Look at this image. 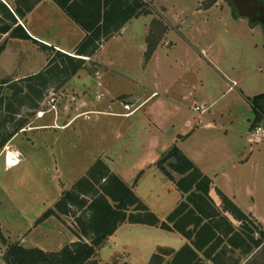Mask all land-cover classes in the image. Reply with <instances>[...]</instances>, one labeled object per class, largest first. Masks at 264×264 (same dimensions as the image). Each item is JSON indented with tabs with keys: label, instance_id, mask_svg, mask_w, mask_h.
I'll return each instance as SVG.
<instances>
[{
	"label": "crops",
	"instance_id": "crops-1",
	"mask_svg": "<svg viewBox=\"0 0 264 264\" xmlns=\"http://www.w3.org/2000/svg\"><path fill=\"white\" fill-rule=\"evenodd\" d=\"M1 1L18 20L11 29L21 25L29 35L19 37L12 36L11 32H0V47H3L0 51V68L14 79L44 71L53 58L50 53L52 49L75 55L87 35L55 0H38L22 17L16 13V9L20 7L25 10L23 0ZM193 1L194 7L167 6L153 0L162 18L156 12L131 18L119 31L104 39L92 55L102 65L95 72L96 75L81 68L68 80L69 90L75 89L83 94L79 100V109L83 113L75 114L60 130L56 128L61 133L42 131L53 125L37 128L40 131L33 134V142L28 144L49 159L57 182L60 183V175L66 183L65 188L61 186L60 197L58 191L51 203L44 202V211L22 232H29L33 242L29 247L44 251H58L63 247L50 248L37 242L41 234L47 233L53 217H57L53 213L49 216L45 214L53 211L54 203L60 200L69 186L88 177L98 160L118 175L150 210H154V206L141 194L145 183L153 189H157L160 183L165 189L176 188L179 193L175 202L162 213L157 209L154 211L158 213L153 211L161 216L158 217L161 222L167 221L168 216L185 199L175 181L158 164L174 146L212 179L211 196L221 190L264 231V118L257 121L252 105V99L264 93V21L241 15L238 10V13H234L230 7L218 5V2L204 5L203 2L207 0ZM154 18H159L165 28L147 58ZM222 22L237 23L243 32L247 31L248 53L252 56L250 58L258 53L259 73L257 70L255 72L254 63L252 67L254 59L249 60V56L244 61L245 68L236 63H226L221 46L216 42L214 29ZM256 33L259 34V42L254 40ZM219 80L225 85L223 92L203 102L194 99L188 107L186 120L176 126L167 117L171 109L184 110L185 103L205 86L210 88L213 85V90L210 88L209 91L214 92ZM89 87L91 89L86 93ZM226 92H237L241 101L233 99L221 110L211 111ZM121 94H126L129 101H118ZM122 102L133 103V107L139 108L125 115L128 110ZM197 105L204 111H195L193 108ZM223 115L227 116L225 120L222 119ZM80 119L84 120L89 132L77 131L75 124ZM258 124L262 130L256 133ZM99 126L102 131L97 138ZM90 131H93L92 138H88ZM106 139L102 146L99 145ZM87 142L91 145L87 146ZM22 153L21 161L15 166L5 165L6 157L4 168H15L26 162L27 149L24 148ZM124 158L131 159L129 166L123 165ZM181 177L180 174L175 179ZM0 227L1 233L8 234L4 232L2 224ZM135 229L144 234L164 231L183 238L178 246L154 241L147 250H141L130 240ZM63 236L67 238L66 244L77 241L68 233ZM75 236L79 237L77 234ZM189 242L177 230L125 222L98 246V251L108 262H112L115 256L124 255L126 264H148L155 253L169 250L165 252L174 254Z\"/></svg>",
	"mask_w": 264,
	"mask_h": 264
},
{
	"label": "rangeland",
	"instance_id": "rangeland-1",
	"mask_svg": "<svg viewBox=\"0 0 264 264\" xmlns=\"http://www.w3.org/2000/svg\"><path fill=\"white\" fill-rule=\"evenodd\" d=\"M129 1L132 2L133 0ZM143 2L145 4V14H154L156 12V14L162 18L160 10L153 5V0H143ZM156 2L167 4V6L175 4L177 6L185 5L194 7L195 5L193 0H156ZM215 2H218V5L230 7L234 13H238L233 0H207L203 2V4L209 5ZM5 17V9L0 4V26L3 25L2 21L9 22L5 20ZM158 19L159 18H154L151 25L149 40H151L150 45L152 46L165 28L164 24H162L163 22ZM157 21L159 22L157 23ZM214 29L216 31V42L221 46L227 64L228 62L232 64L236 63L239 67L241 65L245 68L244 61L246 57L249 56V60L252 61L254 59L251 65L254 63V66H256L255 72L257 70L259 73L258 53H255L253 58H250L252 56L248 53L250 46L249 39L247 38L248 34L246 30L243 32L241 25L222 22V24L217 25ZM254 40L259 42V34H254ZM50 53L53 55L52 62L39 76L20 78V80L14 79L0 68V81H10L8 84H4L0 87V226L2 224L4 232L8 233L3 234V232H0V264H9L5 258L9 255L8 251L14 245L20 244L25 248H31L29 246L32 245L33 242L30 239L29 232H22L25 231L27 226L36 221L41 211H44V202H47V204L51 203L57 196L58 191V198L60 197L62 191L61 186L63 185L65 188L66 184L59 175L60 173H58L60 183L57 182L56 172L51 168L48 162L49 159L41 153H37L35 148L33 149L28 145L33 142V134L40 131L37 130V128L53 125L52 128L42 129V131L55 130L57 132L58 129L60 130L62 126H64L63 124L66 122L68 123L75 114L82 112L79 109V100L83 94L81 95L80 92H76L75 89L69 90L67 84L68 80L78 71L71 74L72 63L65 56L67 53L64 54V52H59L55 49H52ZM68 55L76 57L72 54ZM86 57V60L81 64L82 68H85L86 71L94 75L97 70L101 69L100 66L102 65L99 64L97 60L93 59L92 55ZM210 88L213 90V85H211ZM210 88L205 86L203 90H199L194 98L185 103L186 106L184 110L178 111L171 109L167 117L172 119L177 126L179 122L181 123L186 120L189 114L188 107L192 105L194 99L203 102L204 99H209L208 97H216L223 92L225 85L219 80L214 92L210 93ZM90 89L89 87L85 92L87 93ZM50 95L56 97L57 111L48 113L44 118H37L36 113L38 109L43 107V102ZM89 97H92V94H89ZM128 99L126 94L118 96V101L128 102ZM233 99L236 101L239 100V102L241 101L237 96V92H226L218 99L217 104L211 111L221 110L222 106L231 102ZM226 117V115H223L222 119L225 120ZM75 126L80 133H83V131L89 132L87 131L83 119H80ZM258 126L259 124L256 128ZM100 131H102V128L99 126L97 128V138L98 134L100 136ZM92 132L93 131H90V134L87 133L88 138H92ZM58 133H61V131H58ZM106 141L107 139L99 143V145L102 146L104 144L103 142ZM88 145H91V143L87 142V146ZM9 148L20 157V161L23 157V149H27L28 159L26 162L15 168L5 169L3 162H5L6 153ZM121 157L123 158V156ZM163 161L170 169L169 162L176 161V158L169 155L168 158ZM130 162V158H124L123 165L129 166ZM5 165L7 164L5 163ZM171 171L175 175H173L174 177H179L180 173L172 169ZM102 173L103 171L99 169L97 175H94L92 180H79L80 182L77 181L64 191L65 194L60 198L61 200L54 203L53 211L58 218L53 217V222L49 225L47 233H43L38 237V243L47 244L50 248H56L58 246L64 247V245H67L65 243L67 238H65L66 236H63V234L67 233L74 236L76 240H78L79 237L86 240L95 237L93 235V216L95 215V208L92 206V202L102 193V189L107 183V181L101 179ZM137 176L138 175H136V177ZM57 183L60 184V187ZM143 186L145 187L141 189V194H143L160 213L166 211L178 197L179 191L176 188L165 189L163 183H160L157 189L148 187L146 183ZM210 197L218 213L224 217V220L220 221L222 225L219 228L222 240L215 251V253L219 254L218 258L220 264H264V241L260 245L254 246L255 243H259V239L262 236L261 228L258 224L251 218L244 220L237 219L231 212L225 209V205L217 193H213V196L210 195ZM110 201L114 205L120 204L114 203L111 199ZM189 205L192 207V203ZM151 210L154 211L153 209ZM158 211L154 212L158 213ZM158 217L161 218L160 215H158ZM229 223L232 225L233 230L236 232L238 231L240 234V236H233L236 246H232L228 242V239L232 237ZM1 229L0 227V230ZM191 229H193L192 226ZM132 232L134 233L130 240L135 243L137 249L141 250H147L149 244L154 241L168 242L173 246H178L183 238L179 234H177V236H172L164 233V231L144 234L139 229H135ZM73 234H77L79 237ZM249 248H251L250 252L246 253ZM98 249L99 247L96 248L94 259H98L104 264H126L124 255L115 256L112 262H108L101 257ZM167 252H169V250ZM200 255H203L202 251ZM173 256L174 254L164 256V264L171 261ZM38 264L57 263L48 261Z\"/></svg>",
	"mask_w": 264,
	"mask_h": 264
},
{
	"label": "trees",
	"instance_id": "trees-1",
	"mask_svg": "<svg viewBox=\"0 0 264 264\" xmlns=\"http://www.w3.org/2000/svg\"><path fill=\"white\" fill-rule=\"evenodd\" d=\"M37 1L23 0L25 10L17 7L16 13L20 17L24 16L25 12L30 10ZM55 1L87 32L76 54L74 53L76 57L65 55L72 63L71 74L82 68L81 64L86 60L82 57L95 54L104 39L119 31L131 18L145 13L143 0H133L132 2L129 0ZM0 4L6 12L5 20L9 21H2L3 25L0 26V32H11L12 36L29 37L21 25L11 29L13 24L18 23V20L1 0ZM154 47L149 45L147 58L152 54ZM2 48L1 46L0 51ZM51 62L52 60L49 64ZM42 72L28 77L39 76ZM9 82V80L0 81V87ZM252 105L256 111L257 121L263 119L264 93L255 96L252 99ZM169 155L176 158V161L169 163V167L182 175L179 179H175L171 171L164 165L163 160ZM158 164L185 195V199L168 216L167 221L161 222L158 216L139 199L118 175L112 173L101 160H98L89 171L88 177L80 179V181L92 180L94 175H97L98 170L101 169L103 171L101 179L107 181L102 193L92 202V206L95 208V215L93 216V235L95 237L88 240L79 237L77 241L67 244L60 250L49 252L40 248H25L16 244L8 251L9 255L5 260L9 264H38L48 261H54L57 264H104L102 261L94 259L96 248L119 226L125 222H130L160 226L167 230H177L190 240L189 243L174 253L171 261L165 264H220L219 254L215 251L222 240L219 228L222 225L220 221L224 220V217L218 213L209 194L212 179L203 174L177 146H174ZM218 194L225 205V209L237 219L250 218L221 190H218ZM110 199L114 203L120 204L114 205ZM190 203H192V207H190ZM52 213L55 214L54 211H49L45 216ZM229 228L232 237L228 239V242L232 246H236L234 237L240 236V234L233 230L230 223ZM261 235L259 243H255L254 246H258L264 241L263 230H261ZM250 250L251 248L246 253ZM201 251L203 255H200ZM167 254L164 250L155 253L148 264H164V256Z\"/></svg>",
	"mask_w": 264,
	"mask_h": 264
},
{
	"label": "built area",
	"instance_id": "built-area-1",
	"mask_svg": "<svg viewBox=\"0 0 264 264\" xmlns=\"http://www.w3.org/2000/svg\"><path fill=\"white\" fill-rule=\"evenodd\" d=\"M124 108L126 110H128L127 113H125V115H130L132 113H134L139 107H133V104L130 103H124L122 102ZM57 102H56V97L54 95H50L44 102H43V107H41L40 109H38L36 116L37 118H44L48 113L51 112H56L57 111ZM195 111H204V108H202L201 106H195L193 108ZM262 130L261 126H258L255 129L256 133H259ZM19 160L20 157L18 156Z\"/></svg>",
	"mask_w": 264,
	"mask_h": 264
},
{
	"label": "water",
	"instance_id": "water-1",
	"mask_svg": "<svg viewBox=\"0 0 264 264\" xmlns=\"http://www.w3.org/2000/svg\"><path fill=\"white\" fill-rule=\"evenodd\" d=\"M241 15L264 21V0H233ZM74 56V55H73Z\"/></svg>",
	"mask_w": 264,
	"mask_h": 264
},
{
	"label": "bare ground",
	"instance_id": "bare-ground-1",
	"mask_svg": "<svg viewBox=\"0 0 264 264\" xmlns=\"http://www.w3.org/2000/svg\"><path fill=\"white\" fill-rule=\"evenodd\" d=\"M82 58L86 59L85 57H82ZM6 157H7V159H6L7 165L15 166V165L19 164V162H20L19 158H17L15 156V152L12 151L10 148L8 149V151L6 153Z\"/></svg>",
	"mask_w": 264,
	"mask_h": 264
}]
</instances>
